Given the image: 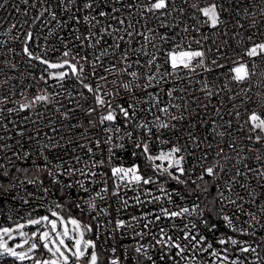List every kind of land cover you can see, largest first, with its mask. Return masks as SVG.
I'll use <instances>...</instances> for the list:
<instances>
[{
  "label": "built area",
  "instance_id": "1",
  "mask_svg": "<svg viewBox=\"0 0 264 264\" xmlns=\"http://www.w3.org/2000/svg\"><path fill=\"white\" fill-rule=\"evenodd\" d=\"M85 2L28 0L25 4L22 0H0L4 4L0 7V227L26 219L29 214L34 217L59 212L64 207V194L91 219L90 226L108 264L117 258L118 264H219L211 252L223 255L225 248L231 259L238 258L243 264H264V180L256 175L257 170L264 171V142L248 138L252 134L246 123L250 111L264 113L260 107L264 102V58H255V74L244 83L233 81L228 71L234 66L231 61L241 56L242 62L253 68L252 59L244 52L252 44L264 42V0H214L222 7L221 23L216 28L205 23L206 18L191 6L198 3L203 7L213 0H172L166 11L152 12L147 8L154 0H98L91 10L83 9ZM100 10L110 15L91 20ZM51 13H55V19ZM85 15L90 22L83 19ZM29 31L32 40L27 46L32 58L23 52ZM177 45L204 51L205 66L172 72L165 57ZM65 51H69V57H63ZM125 52L127 60L122 58ZM35 56L83 65V82L94 89L99 85V92H89L71 74L63 81L49 77L48 72L55 70L45 71L47 66ZM153 56L156 59L150 65ZM213 60L222 66L213 65ZM113 65L115 70L107 71ZM125 68L126 72L121 71ZM61 70L68 71L67 67ZM165 71L171 75L163 76ZM132 72L137 73L135 79ZM148 75L156 79L151 87L142 88ZM124 83H129L130 89H124ZM97 94L111 102L116 110L115 121L99 123V116L109 109L96 103ZM37 95L49 99L31 103ZM135 100H139L136 115L126 120L119 106L128 108ZM24 103L31 106L20 110ZM165 107L167 113L160 111ZM90 108L96 109L91 116L87 114ZM89 120L94 121L91 126ZM142 123L151 127V135L138 127ZM160 123L169 127L159 128ZM109 138L111 144L106 142ZM137 142L149 143L152 154L180 147L182 151L177 155L185 157L182 166L186 175L182 179L187 182L208 176L204 169L214 166L216 175L208 177L217 192L215 214L220 222L211 223L199 198L166 174L140 172L151 177L153 183L127 187L110 179L111 167L138 163L143 154L135 147ZM120 143L125 147L115 148L109 160V148ZM100 160L105 163L93 167ZM249 168L254 171L249 172ZM82 171L87 174L82 175ZM92 172L97 175L92 176ZM79 181L84 182L87 192ZM115 184H120L119 189ZM105 187L107 192L102 191ZM161 189L171 195V201ZM114 191L119 194L113 195ZM98 192L103 199L96 196ZM221 193L228 199H223ZM137 197L142 203L136 202ZM87 202L94 203L95 208H89ZM56 204L62 207L56 208ZM161 208L177 212L188 208L191 214L161 216L151 225L149 234V229L143 227L147 222L143 217L154 220ZM253 214L255 221L250 218ZM224 215L232 219L235 231L223 220ZM132 217L140 219L134 221ZM118 219L126 222L124 228H116ZM161 228L185 246L184 258L175 255V248L155 244L153 236L160 238ZM241 228L248 234H241ZM138 232L145 234L141 237ZM185 233L204 239L193 248L184 239ZM228 237L243 242L241 246L255 247L256 252L241 254L236 246L219 243ZM139 244L148 246L153 261L135 252ZM209 244L212 248L202 251ZM162 252L166 253L164 260L160 259ZM0 264L29 263L4 255L0 256Z\"/></svg>",
  "mask_w": 264,
  "mask_h": 264
},
{
  "label": "snow or ice",
  "instance_id": "2",
  "mask_svg": "<svg viewBox=\"0 0 264 264\" xmlns=\"http://www.w3.org/2000/svg\"><path fill=\"white\" fill-rule=\"evenodd\" d=\"M23 3L27 4L28 0H22ZM98 2V0H86V2L83 4V9H94V5ZM119 2V0H117ZM4 3H7V0H4ZM61 4L65 3V0H60ZM72 4L76 3V0H71ZM172 3V0H154V2H150L147 8V11H160V10H167L169 8V5ZM4 4H0V7H3ZM192 8L196 9L204 18H206L205 23L210 24L212 28H216L221 23V5L217 4L216 2L208 3L206 6L200 7L198 3H193ZM129 7H132V5H129ZM79 10V9H77ZM19 11V9H17ZM112 11H118V9L113 8ZM184 9H181V12H183ZM53 16V19L56 18L55 13H51ZM27 15V13H25ZM40 15H43L41 13ZM110 13L107 11L100 10L96 13L95 16L91 17V20H96L97 17H106L109 16ZM39 17H37L38 19ZM85 21L90 22V18L88 15H85L83 17ZM99 22V21H97ZM118 23L124 24V20H119ZM12 27H15L13 25ZM187 31V29H185ZM128 35H131V33H128ZM79 39V37H77ZM121 39H123L121 37ZM147 40L148 37H145ZM161 39H166V37L162 36ZM249 39H252L251 36H249ZM32 40V33L29 31L25 34V46L23 48L24 54H26L28 57L32 58L33 53L29 51V48L27 46L28 41ZM96 43H100L99 40L96 41ZM199 43V41H197ZM116 47H119V44L116 45ZM105 53H102L101 55H105ZM70 53L69 51H65L63 53V57H69ZM244 55H246L248 58L252 59L253 61V68L250 69L248 64L243 61V57H238L237 59H234L231 61V63L234 65L230 69H228L229 73H231V79L237 83H244L248 81L254 74H255V58L256 57H262L264 58V42L262 43H254L249 48H247L244 52ZM205 56L206 53L201 50H191L180 48L179 45L173 50H170L166 53L165 62L170 66L172 72L179 73L180 71L184 69L188 70H195L197 67H204L205 66ZM35 59L39 60L40 63L46 65L45 71L48 69L51 70H60L65 69L67 67L68 71H54V72H48L49 77L63 81L66 78L69 77V75H73L77 78V80L80 81L83 88L87 89L89 92L98 93L99 92V85L94 89L90 84L83 82V73L84 68L83 65H79L77 63H72L68 59H62L60 62H50L47 59H42L40 56H35ZM122 58L124 60H127L128 54L125 52L122 54ZM155 56L152 57L148 61V63L151 65L155 61ZM213 65H216L217 67H221L222 65H219L216 60L212 61ZM130 66V65H129ZM93 68L95 69V65H93ZM156 68H159V65H156ZM115 70V65H113L110 69H107V71H113ZM210 70V69H206ZM121 71H127V69H122ZM95 74V72H93ZM130 75L135 79L137 77L136 72L130 73ZM171 75L170 72L165 71L163 76ZM163 78V77H161ZM41 79H44V76H41ZM101 79H106V77H101ZM156 79L153 75H148L147 77V83L142 85V88H149L152 86V81ZM115 83V81H113ZM124 89H130L129 83L123 84ZM171 95V93H168ZM209 95L211 93L209 92ZM49 97L47 95H37L31 103H36L39 101H47ZM96 103L100 106H107L109 109L107 111L106 115H100L99 116V123L103 124L106 121L107 122H113L117 119L116 110L112 108L110 101H105L100 95L95 96ZM31 103H24L20 105V110H25L31 106ZM139 103V100H135L134 103L130 104L128 108H125L123 106H119V112L123 114V117L126 120H130L136 115L135 111V104ZM260 107L264 108V102L260 103ZM9 111H12L9 109ZM95 108H90L87 111V114L91 116L93 112H95ZM160 111L167 113L168 109L167 107L161 108ZM236 116L239 117V113H236ZM173 119H176V117H172ZM159 119V118H157ZM94 123V121L89 120V126H91ZM246 123L250 125L249 132L252 135H249V139L253 140L256 143L264 142V113H261L260 111L252 110L250 111V114L247 116ZM138 127L146 129L149 135L152 134L151 127L148 126L147 123H142L138 125ZM159 128H168L169 125L166 123H160L158 125ZM117 132L120 131L119 128L116 129ZM129 137H131V133H128ZM223 135V133H221ZM107 143L111 144L112 141L109 138ZM161 143H167V141H161ZM125 145L123 143L113 145L111 148H109V157L108 159L111 160L112 157L115 155V148L123 149ZM135 147L137 149L142 150V154L146 157V159L150 162L151 167L161 174H166L168 177H170L172 180L176 181L179 184H187V181L182 179L183 176L186 175V169L182 166V161L185 159L182 155H177L182 151V149L178 146L172 147L169 151L161 150L158 154H152L150 152L149 143L147 142H137L135 144ZM91 151V150H90ZM136 155L137 153H133ZM260 156H257V159H260ZM159 161L160 163H157ZM105 163L104 160L95 161L93 163V167H96L97 165H103ZM166 163V166H165ZM170 169H174L175 171H170ZM71 171V170H70ZM206 174L208 176H215L216 170L214 166H208L204 169ZM249 172H253L254 170L249 168ZM82 175H86L87 173L81 172ZM92 176H96L97 174L95 172L91 173ZM103 175V174H102ZM237 175H240L239 171L237 172ZM256 175L264 180V171H256ZM111 178H114L115 181L121 182L125 187H127L130 184H143L148 185L153 183V179L151 177H145L141 175L140 169L137 165H133L131 167H124V166H113L111 167ZM200 180H203V176L199 177ZM29 183H33V181H29ZM80 187L84 189L85 192L88 191L87 188L84 187V182L79 181L78 182ZM107 183V181H105ZM68 187H71V185H68ZM115 187L119 189L120 184H115ZM206 190V189H205ZM103 192H107L108 189L105 187L102 189ZM162 192H164L163 189H161ZM45 192H47V189H45ZM118 191H114L113 195H118ZM164 195L168 196L169 201H171L172 197L167 192H164ZM96 196H99L101 199L104 197L100 196V193H96ZM221 197L223 199H228L224 196L223 193H221ZM96 197H93L92 200H95ZM253 198L254 194H253ZM160 197H154V200H159ZM136 202L142 203L139 199V197L136 198ZM89 204V208H95V204L92 202H87ZM229 203L236 204V201L229 200ZM125 206H127V201H124ZM62 205L56 204V208H61ZM77 208L80 207L79 204L76 205ZM106 211V210H105ZM193 211H196V209H193ZM264 211V210H262ZM184 213H189L188 208H182L179 212L177 211H169L166 208L160 209V215H156L155 219H148L147 215H144L143 219L146 220L143 224L144 229H149L150 234V228L151 225L155 223V221H159L161 219V216L163 217H177L182 216ZM251 220L255 221L256 217L253 214L251 217ZM95 219V217H94ZM134 221H139L140 218L138 217H132ZM223 220L227 222V225L229 228H233V221L228 215L223 216ZM27 224L36 226L35 231L31 232V235H29L28 232L23 231L22 229L25 228V224L23 223H17L15 225V228L13 227H0V256L8 255L15 257L19 261H25V260H33V264H99V256L96 251L97 244L92 239H85V232H91L93 231L91 226L88 225H82L81 222L73 218L71 216L65 218L63 215H61L58 211H51L50 216L49 215H43L39 218H32L31 214H29V217L27 219ZM71 225V227H69ZM126 225V222L124 220H116L115 226L117 229H122ZM175 227V225H173ZM195 227V225H193ZM235 231L236 229L233 228ZM241 234L247 235L248 230L245 228L239 229ZM13 232H18L20 237H23V243L22 244H16V247H10L8 244V240L13 239ZM145 233L138 232V236H143ZM254 235V233H253ZM5 237L7 239H5ZM153 239L155 240L156 245H160L162 248H168L172 249L175 248L178 251L176 252V256H180L181 258H184L183 254L185 252V246H182L178 241L174 240L172 236L168 235L167 232L161 228L160 229V238H156L153 236ZM184 239L188 240L190 244H192L193 248H195L197 245L201 244V241L204 239L201 237L199 240L195 236H191L189 233H185ZM30 240H34L36 242L30 243ZM195 243H192V242ZM221 245H226L230 243L233 246H236L238 249V252L243 253H249V252H256L255 247L249 246H241L243 242L238 241L235 238L228 237L227 239H221L219 241ZM24 245H29L27 248V251H17V248H22ZM212 245L209 244L207 248H202V251H208V249H211ZM40 250V253L45 256L43 259H34L32 256L29 255V253H32L34 250ZM148 246L139 244L135 247V252L138 254H143L149 261H153V258L151 255H148ZM113 253H115V249H112ZM211 255L213 257H216L219 261V264H243L242 261H240L238 258L231 259L229 255L228 248L224 249V254L222 255L220 252L213 250L211 252ZM166 256V253L162 252L160 259L164 260ZM110 264H118V258L113 259L110 261ZM153 264H155V261H153Z\"/></svg>",
  "mask_w": 264,
  "mask_h": 264
},
{
  "label": "trees",
  "instance_id": "3",
  "mask_svg": "<svg viewBox=\"0 0 264 264\" xmlns=\"http://www.w3.org/2000/svg\"><path fill=\"white\" fill-rule=\"evenodd\" d=\"M138 164L140 166V172L143 173L144 175L158 173L157 170L151 167L150 162L146 159L144 155L139 159ZM39 171L40 170H34V173H39ZM186 187L188 191H190L191 193H193L199 198L205 210V215L206 217H208L209 221L211 223H219L220 219L215 214V207L217 203V192H216V189H215V186L212 180L208 176H203V180L198 179L195 181H188L186 184ZM61 197L64 201V207L59 212L62 215L66 217H69V216L78 217L82 221V225L89 226L91 224V219L84 212H82L79 208L76 207V203L72 198L64 194H62ZM86 235H92L96 239L95 233L93 231L87 232ZM97 248H98L99 255H100L99 264H108V259L106 255L103 253V251L101 250L98 242H97ZM38 251H39L38 252L39 255L44 256L40 253V250ZM28 263L33 264V262H31L30 260H28ZM143 264H146V263H143Z\"/></svg>",
  "mask_w": 264,
  "mask_h": 264
},
{
  "label": "rangeland",
  "instance_id": "4",
  "mask_svg": "<svg viewBox=\"0 0 264 264\" xmlns=\"http://www.w3.org/2000/svg\"><path fill=\"white\" fill-rule=\"evenodd\" d=\"M60 61H62V60H58V61L57 60H52L50 62H60ZM70 62H72V61H70ZM72 63H74V62H72ZM55 71H63V70L60 69V70H55ZM134 165H137L140 168V166H139L138 163L137 164H134ZM165 166H166V163H165ZM126 167H131V166H126ZM43 215H49L50 216V214H43ZM43 215L34 216L32 218H39L40 216H43ZM64 217L67 218L66 216H64ZM71 217L78 219L81 222V224H82V221L80 220V218L74 217V216H71ZM27 219L28 218L23 219V220H20V221H17V222H14V223H11V224L4 225V226H1V227H13V228H15V225L17 223H23V224H25V228L22 229V230L28 232L29 235H31V232L32 231H35L36 226L28 225L27 224ZM69 227H71V225H69ZM5 239H7V238L5 237ZM23 239H24L23 237H20L19 236L18 232H13V239L8 240V244H9L10 247L15 248L16 247V244H22L23 243ZM85 239H92L97 244V242H96L97 240L92 235H86L85 234ZM32 242H36V241L30 240V243H32ZM28 247H29V245H24L22 248H17L16 250L17 251H27V248ZM38 250L39 249L34 250L32 253H29V255L32 256L34 259H43V258H45V256H41V255L38 254V252H39ZM96 251H97L98 256L100 258L98 248H96ZM29 260H31V259H29Z\"/></svg>",
  "mask_w": 264,
  "mask_h": 264
},
{
  "label": "water",
  "instance_id": "5",
  "mask_svg": "<svg viewBox=\"0 0 264 264\" xmlns=\"http://www.w3.org/2000/svg\"><path fill=\"white\" fill-rule=\"evenodd\" d=\"M85 233L87 234V231Z\"/></svg>",
  "mask_w": 264,
  "mask_h": 264
}]
</instances>
